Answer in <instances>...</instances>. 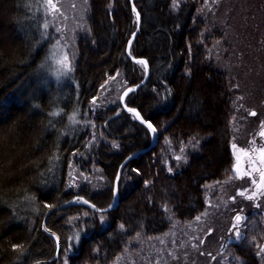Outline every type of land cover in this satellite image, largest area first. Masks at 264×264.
Segmentation results:
<instances>
[{"label":"trees","instance_id":"1","mask_svg":"<svg viewBox=\"0 0 264 264\" xmlns=\"http://www.w3.org/2000/svg\"><path fill=\"white\" fill-rule=\"evenodd\" d=\"M35 1L0 0V264L53 259L57 242L43 230L48 211L75 197L110 207L120 166L152 142L121 102L94 109L112 80L120 81L122 95L145 79V66L127 55L138 28L131 0H90L91 34L79 42L74 82L61 88L41 80L52 40L42 34ZM201 2L134 0L142 27L132 56L149 61L151 76L127 104L154 125L159 140L126 166L114 211L70 207L51 215L47 227L70 264H113L131 239L168 230L167 208L182 224L193 221L206 209V188L232 175L238 93L209 58L212 37L197 18ZM77 117L82 123L74 129ZM193 141H203L200 152L171 174V152ZM73 170L89 178L99 173L104 184L100 190L71 185ZM262 241L258 222L229 252L240 264H262Z\"/></svg>","mask_w":264,"mask_h":264},{"label":"rangeland","instance_id":"2","mask_svg":"<svg viewBox=\"0 0 264 264\" xmlns=\"http://www.w3.org/2000/svg\"><path fill=\"white\" fill-rule=\"evenodd\" d=\"M34 11L46 41L52 40L42 66V83L64 87L74 82L79 42L91 34L90 0H36ZM197 18L206 24L202 27L207 37H212L209 58L220 72L232 78L238 93L231 143L232 175L206 188V209L196 219L182 224L167 208L168 230L159 236L131 239L113 264H240L229 247L239 243L253 225H264V0H202ZM6 40L10 49L12 43ZM119 82L116 79L106 84L95 110L121 102ZM81 121L77 117L72 127L75 129ZM92 136L98 139L95 133ZM202 142L193 141L179 152H171L169 172L184 170L190 155L200 152ZM70 180L71 185L87 182L97 190L104 184L99 173L89 178L75 170ZM260 247L264 264V241ZM53 264L70 263L61 255Z\"/></svg>","mask_w":264,"mask_h":264},{"label":"water","instance_id":"3","mask_svg":"<svg viewBox=\"0 0 264 264\" xmlns=\"http://www.w3.org/2000/svg\"><path fill=\"white\" fill-rule=\"evenodd\" d=\"M131 3H132L133 10L135 11V13L138 17V28H137L136 32L134 33V35L132 36V38L130 39V41L127 45V55L134 63L143 64L145 66L146 76H145V79L139 85H137L135 87H129L128 89H126L123 92V94L121 96V105L126 112L135 116L138 119V121L150 131L151 137H152V142L147 148L142 149L140 151H137L134 154H132L131 156H129L120 166V169L118 171V175H117L116 180H115L114 201L110 207H108L106 209H100L95 204H93L92 202L88 201L85 198L75 197L74 199L64 203L63 205H60V206L48 211V213L46 214L44 223H43V230L48 235L52 236L56 240L57 252H56L55 257L52 260L42 261V262H38L35 264H53L62 255V243H61L60 237L56 233H54L53 231L49 230L47 227L48 222H49V218L51 217L52 214L57 213L59 211H62L64 209L70 208V207H87V208H89V209H91L97 213H109V212L114 211L119 205V201H120V196L118 193L119 182H120L121 176H122L126 166L128 165V163H130L132 160L136 159L140 155H144V154H147L148 152L152 151L158 144L159 136H158V132H157L156 128L154 127V125L150 121L146 120L138 110L128 106V104H127V98L131 94L138 92L144 85H146L150 79V76H151V66H150L149 61L145 58H141V57L136 58V57L132 56V45H133L135 39L137 38V36L141 30V27H142V15H141L140 11L138 10V8L135 6L134 0H131Z\"/></svg>","mask_w":264,"mask_h":264},{"label":"bare ground","instance_id":"4","mask_svg":"<svg viewBox=\"0 0 264 264\" xmlns=\"http://www.w3.org/2000/svg\"><path fill=\"white\" fill-rule=\"evenodd\" d=\"M114 201V200H113ZM113 204V203H112ZM99 208V207H98ZM108 208V207H107ZM101 209V208H100ZM104 209H106V208H104Z\"/></svg>","mask_w":264,"mask_h":264}]
</instances>
